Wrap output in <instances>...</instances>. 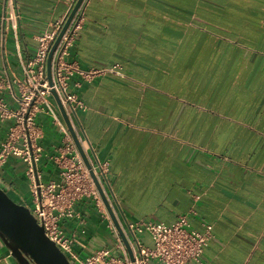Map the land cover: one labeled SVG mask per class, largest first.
Instances as JSON below:
<instances>
[{
	"label": "crops",
	"instance_id": "0c3cea01",
	"mask_svg": "<svg viewBox=\"0 0 264 264\" xmlns=\"http://www.w3.org/2000/svg\"><path fill=\"white\" fill-rule=\"evenodd\" d=\"M72 1L0 0V77L22 75L37 35ZM12 3L16 31L4 27ZM80 18L67 61L85 72L120 68L74 74L67 91L85 108L66 112L87 158L109 162L104 189L119 224L188 214L199 231L213 225L202 264H264V0H86ZM1 94L18 108L8 89ZM50 99L59 121L36 118L43 182L60 180L65 130L73 139ZM13 123L0 122V143ZM26 167L10 156L0 172L25 204ZM76 208L87 220L81 255L114 244L89 200ZM63 226L71 232L76 222ZM139 238L152 247L147 232ZM0 264H17L1 243Z\"/></svg>",
	"mask_w": 264,
	"mask_h": 264
},
{
	"label": "built area",
	"instance_id": "2783aa9c",
	"mask_svg": "<svg viewBox=\"0 0 264 264\" xmlns=\"http://www.w3.org/2000/svg\"><path fill=\"white\" fill-rule=\"evenodd\" d=\"M76 0L70 4L66 14L55 23L50 31L37 35V47L33 56L24 62L21 76L0 77V122L12 119L4 140L0 143V172L10 156L19 157L26 163L25 175L29 181L31 205H27L38 222L44 226L46 234L66 255L71 264H163L203 263V255L213 236V225L204 222L203 230L191 227L188 214H181L172 223L157 220L127 221L122 230L134 252V262L130 259L126 245L105 206L97 185L82 158L74 141L65 130L69 162L62 165L60 180L42 181L37 169V162L42 157V149L37 140L40 133L37 127V115L46 113L59 121L56 105L50 96L55 90L67 112L85 108V104L76 94L67 91L71 77L80 73L93 76L108 71L114 72L119 64L103 69L81 71L75 63L68 62L66 57L74 44L80 24V11L77 10L63 33L51 58L52 84L47 76V61L51 47L63 28ZM20 14L12 3L10 12L4 16V27L17 30ZM8 89L18 102V108L9 106L1 94ZM91 168L104 192V181L107 180L108 161L89 159ZM106 194V192H105ZM107 196V194H106ZM108 197V196H107ZM89 200L99 211L102 222L114 233V244L100 246L92 253L81 255L75 245L80 237L86 234V217L76 205L81 200ZM109 203L111 201L108 198ZM65 219H74L76 227L67 232L63 226ZM147 232L152 247L144 244L139 235Z\"/></svg>",
	"mask_w": 264,
	"mask_h": 264
},
{
	"label": "water",
	"instance_id": "95a60500",
	"mask_svg": "<svg viewBox=\"0 0 264 264\" xmlns=\"http://www.w3.org/2000/svg\"><path fill=\"white\" fill-rule=\"evenodd\" d=\"M86 0H76L72 11L70 12L63 28L61 29L57 39L55 40L49 52L47 61V76L50 84H52L51 58L52 54L59 43L63 33L67 29L70 21L74 17L77 10L84 6ZM58 107L72 133L73 139L78 147L79 153L84 159L90 173L97 185L105 206L117 227L128 250L130 259L134 262V253L131 246L114 214L107 196L97 180L89 159L78 140L77 135L73 131L69 122L66 109L63 106L57 92L52 90ZM0 243L17 264H71L66 255L59 249L53 240L49 238L44 230V226L40 224L33 215L30 208L26 206L24 201L8 190L7 185L0 178Z\"/></svg>",
	"mask_w": 264,
	"mask_h": 264
},
{
	"label": "rangeland",
	"instance_id": "374dc122",
	"mask_svg": "<svg viewBox=\"0 0 264 264\" xmlns=\"http://www.w3.org/2000/svg\"><path fill=\"white\" fill-rule=\"evenodd\" d=\"M25 196H26V204L28 206L31 205V196H30V194H26Z\"/></svg>",
	"mask_w": 264,
	"mask_h": 264
}]
</instances>
